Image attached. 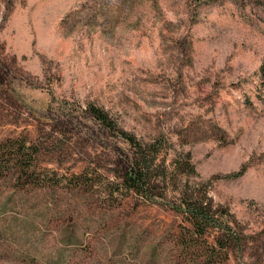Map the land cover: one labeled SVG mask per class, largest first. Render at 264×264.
I'll list each match as a JSON object with an SVG mask.
<instances>
[{
	"label": "rangeland",
	"instance_id": "1",
	"mask_svg": "<svg viewBox=\"0 0 264 264\" xmlns=\"http://www.w3.org/2000/svg\"><path fill=\"white\" fill-rule=\"evenodd\" d=\"M89 105L193 171L125 193L130 148ZM9 154L0 264H199L172 208L192 189L239 238L224 264H264V0H0Z\"/></svg>",
	"mask_w": 264,
	"mask_h": 264
},
{
	"label": "trees",
	"instance_id": "2",
	"mask_svg": "<svg viewBox=\"0 0 264 264\" xmlns=\"http://www.w3.org/2000/svg\"><path fill=\"white\" fill-rule=\"evenodd\" d=\"M87 109L93 119L103 128L121 138L130 148L121 182L117 183V186L125 193L130 192L142 199L149 200L152 197V191L158 186V177L168 181L175 171H184L185 169L189 172L193 171V167L188 161L187 166H184L181 162L174 160L172 161V171L167 172L166 167L163 168L164 159L161 158V152L155 144L143 143L137 140L133 134L119 129L116 122L102 108L89 105ZM0 160H3L0 161V167L7 166V168L14 167L17 162L20 165L24 163L20 156L12 154L6 158L0 156ZM160 167L162 170H159ZM196 191L192 189L182 192L180 194L181 202L172 207L184 216L188 224L186 229L181 232L180 242L184 245L182 248L186 251V255L188 254L192 260H196L199 264H224L229 251L239 242V238L235 230L212 210L208 199L204 200ZM209 230L217 234L213 239L214 243L209 242L206 238Z\"/></svg>",
	"mask_w": 264,
	"mask_h": 264
}]
</instances>
